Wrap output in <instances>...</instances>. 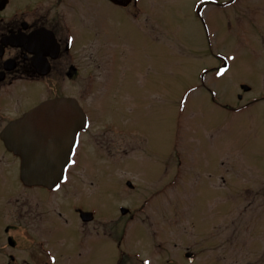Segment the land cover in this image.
I'll return each mask as SVG.
<instances>
[{
  "label": "rangeland",
  "instance_id": "1",
  "mask_svg": "<svg viewBox=\"0 0 264 264\" xmlns=\"http://www.w3.org/2000/svg\"><path fill=\"white\" fill-rule=\"evenodd\" d=\"M142 2L140 21L157 24L153 41L143 45L141 38L136 55L131 21L120 26L124 20L102 7L104 28L118 31L124 49L112 65L109 56L96 58L95 87L78 97L91 119L81 140L93 176L82 193L89 200L93 192L95 234L102 235L100 221L121 217L125 207L147 226L174 220L168 239L176 248L205 251L207 264L210 252L222 264H264V30L238 18L259 8L264 14V4L252 0L243 11L231 0ZM224 58L227 70L214 74ZM109 69L114 81L105 90ZM240 84L251 90L242 92ZM106 123L126 135L106 132ZM109 137L112 151L126 142L137 157L107 170L104 159L114 157L104 152ZM73 170L86 180L85 171ZM102 248L103 241L95 252Z\"/></svg>",
  "mask_w": 264,
  "mask_h": 264
},
{
  "label": "flooded vegetation",
  "instance_id": "2",
  "mask_svg": "<svg viewBox=\"0 0 264 264\" xmlns=\"http://www.w3.org/2000/svg\"><path fill=\"white\" fill-rule=\"evenodd\" d=\"M251 1L231 0V4L244 11L250 10ZM260 1L264 4V0ZM102 7L106 11L112 8L113 19L124 20L120 26L129 20L132 22L133 33L136 31L138 36L136 55L139 56L141 38L143 45L153 41L157 25L140 21L142 0H0V264H207L205 251L195 247L176 248L168 239L174 228L171 219L151 220L153 223L147 226L145 219L135 218L136 214L119 207L121 217L100 221L102 235L95 234L93 192L90 191L89 200L82 193L93 176L88 166L87 143L81 140L90 130L91 119L78 97L91 93L95 87L96 58L107 61L109 56L108 63L112 65L116 50L124 49L125 45L118 31L104 28ZM241 17H249L248 27L264 30V14L260 8L238 18ZM253 35L252 40L257 42V35ZM129 48L135 55L134 44L130 43ZM222 62L214 74L220 76L227 70V59ZM111 73L104 76L105 90L114 81ZM239 89L246 92L251 86L240 84ZM62 97L79 102L88 124L78 133L71 162L57 186L27 185L20 178L21 159L7 142H25L38 135L29 134L36 130L25 122L18 124L14 133L5 134V130L43 102ZM54 119L47 116L46 120V115L43 116L45 123H50V133L56 130L52 128ZM104 128L106 132L126 135L122 127L112 123H106ZM104 142L105 154L114 156L104 159L107 170L137 153L135 145L130 148L126 142H122L123 148L114 149L115 152L112 151L114 138ZM70 169L75 173L85 171L86 180L75 179L76 176L69 174ZM121 208L127 212L122 213ZM165 226L171 229H163ZM241 226L243 232L249 227ZM101 241L103 248L96 253L95 245ZM210 254V264H222L219 262L222 257H215L216 252Z\"/></svg>",
  "mask_w": 264,
  "mask_h": 264
},
{
  "label": "water",
  "instance_id": "3",
  "mask_svg": "<svg viewBox=\"0 0 264 264\" xmlns=\"http://www.w3.org/2000/svg\"><path fill=\"white\" fill-rule=\"evenodd\" d=\"M44 115L46 120L47 116L50 119H56L52 127L56 130L51 133L49 132L50 123H45L43 120ZM23 122L30 126V129L36 130L29 134L38 136L25 142H7L21 159V180L26 184L50 188L63 176L75 135L84 127L85 115L72 98L47 100L28 113L20 122L9 126L5 134L16 131ZM39 136L42 139H38ZM121 212L125 213L126 210L122 209Z\"/></svg>",
  "mask_w": 264,
  "mask_h": 264
}]
</instances>
